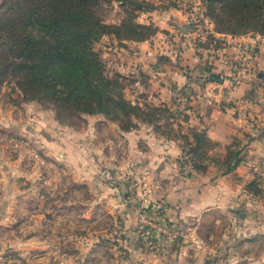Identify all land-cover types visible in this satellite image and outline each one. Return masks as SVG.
<instances>
[{"label":"rangeland","instance_id":"1","mask_svg":"<svg viewBox=\"0 0 264 264\" xmlns=\"http://www.w3.org/2000/svg\"><path fill=\"white\" fill-rule=\"evenodd\" d=\"M5 4L17 12L18 0H0V7ZM95 12L111 29L93 44L94 51L107 76H121L116 92L123 90L130 111L65 109L52 96L25 93L15 68L4 72L0 66V264H121L127 255L122 252L148 239L157 243L170 224L168 206L138 196L139 143L134 148L125 143V134L136 131L181 140L177 164L183 178L215 167L210 169L214 176L232 173L229 179L247 183L254 203L237 207L252 217L247 224L237 214L228 219L223 210H212L210 216L178 222L170 230H181L200 247L222 244L223 237L224 250L229 246L240 252L246 244L238 241L250 239L241 228L264 229V155L250 153L264 136V80L254 72L242 98L251 124L225 146L224 156L214 158L215 144L189 125L197 115L191 111L194 90L175 88L158 63L143 64L134 57H139V43L169 53L185 43L201 57L228 49V59L215 69L237 85L258 70L252 62L261 55L264 34L229 21L223 0H100ZM3 20L0 43L11 41L1 29ZM37 30L34 26L25 33L36 36ZM229 36H249L237 42L241 53L229 52ZM11 61L21 63L15 55L8 62L0 59L3 68ZM238 167L248 171L245 178L239 177Z\"/></svg>","mask_w":264,"mask_h":264},{"label":"crops","instance_id":"2","mask_svg":"<svg viewBox=\"0 0 264 264\" xmlns=\"http://www.w3.org/2000/svg\"><path fill=\"white\" fill-rule=\"evenodd\" d=\"M177 26L180 27L178 24ZM248 37L241 39L247 40ZM241 39L237 36L227 38L228 45L229 43L232 45L229 52L241 53L242 46L237 45ZM181 45L182 48L169 53L157 49V46L139 43L137 52L139 57L134 58L143 64L158 63L165 70L161 75L168 77L175 88L179 89L186 85L190 91L194 90L191 111L198 116H191L189 125L205 133L207 139L215 144L210 151L211 157L220 158L226 154L225 146L235 135L243 134L247 125L251 124L250 119H246L243 113V109L248 104L245 99L242 101V98L252 85L254 72H257L261 81L264 80V44L261 46L260 57L253 59L252 62V66L258 70L252 71L237 85L229 79H224L225 74L215 69L217 66L221 68L223 62L228 59L224 56V53H228V49L217 50L215 56L208 53L206 57H201L185 43ZM234 99H240L241 104L237 102L231 106V100ZM136 132L126 133L125 143L133 148L139 143L140 163L137 171L141 177L137 185L138 196L140 199L157 204H166L168 207L165 217L169 219L170 224L168 228L161 230L162 237L160 233L157 243L148 239L144 246H139L131 252H122L127 255L122 256L118 262L121 264H264V245L260 244L264 242V229L261 228H241V234L250 239L238 241L246 244L240 252L229 246L224 250L223 237L220 239L222 244L198 247L196 242L194 244L188 242L185 233L181 230L170 234V230L174 229L178 222L210 216L212 210L220 212L223 210L226 216L230 217L228 219L237 214L239 220L247 224L250 219L253 220L252 217L240 212L237 207L243 204L251 205L254 200L250 191L245 189L247 183L244 180L229 179L232 173L216 177L212 173V170H216L215 167H209L206 173H195L190 178H183L177 164L183 151L181 140L172 141L161 136ZM250 153H255L257 156L264 155V136L250 146ZM53 154L56 155L55 152ZM237 170L240 171L239 177H246L243 175L248 173L246 168L238 167ZM241 214H244V217H241ZM238 242L236 244H239ZM251 250L258 255L251 254Z\"/></svg>","mask_w":264,"mask_h":264},{"label":"trees","instance_id":"3","mask_svg":"<svg viewBox=\"0 0 264 264\" xmlns=\"http://www.w3.org/2000/svg\"><path fill=\"white\" fill-rule=\"evenodd\" d=\"M99 1L18 0L16 13L6 4L1 6V29L7 30L5 37L11 41L0 43V59L8 62L15 55L21 61H11L5 68L0 63L1 70L13 66L20 75L22 91L52 96L57 105L68 110L108 114L115 107L130 111L123 90L116 92L121 76H107L93 48L111 29L96 15ZM223 14L229 21L237 20L264 34V0H223ZM11 15L13 19L8 17ZM34 26L39 27L36 36L25 33Z\"/></svg>","mask_w":264,"mask_h":264},{"label":"water","instance_id":"4","mask_svg":"<svg viewBox=\"0 0 264 264\" xmlns=\"http://www.w3.org/2000/svg\"><path fill=\"white\" fill-rule=\"evenodd\" d=\"M241 217H244V214H241Z\"/></svg>","mask_w":264,"mask_h":264},{"label":"built area","instance_id":"5","mask_svg":"<svg viewBox=\"0 0 264 264\" xmlns=\"http://www.w3.org/2000/svg\"><path fill=\"white\" fill-rule=\"evenodd\" d=\"M197 246L200 247L198 243H197Z\"/></svg>","mask_w":264,"mask_h":264}]
</instances>
